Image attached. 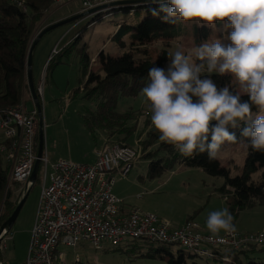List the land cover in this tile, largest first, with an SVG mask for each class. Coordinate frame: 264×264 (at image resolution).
<instances>
[{"label": "rangeland", "instance_id": "rangeland-1", "mask_svg": "<svg viewBox=\"0 0 264 264\" xmlns=\"http://www.w3.org/2000/svg\"><path fill=\"white\" fill-rule=\"evenodd\" d=\"M81 14V1L63 8L56 7L46 16L43 25L59 23ZM145 16V10L135 12V14L117 10L105 14L101 20L92 25L90 24L94 17H85L49 32L38 43L33 56L32 75L34 84L37 87L39 85L44 87L40 104L44 116L45 154L49 161L48 176L53 172L52 166L61 161L77 164L88 163L93 152L104 145L101 136L94 138L84 124V115L87 110L95 109L96 101L85 100L82 94L77 96L75 94L81 85L86 83L81 73L79 50L86 47V52L93 59L91 70L100 78H104L101 70L103 63L99 59L100 54L105 55L106 59L122 58L128 53L136 59L141 57L139 52L131 49L128 36L124 39L127 44L125 50L121 49L113 39L118 32V23L135 25L140 18ZM194 24H187L191 29L188 35L173 42L169 47H165L163 43L148 46L147 50L152 60L158 61L165 48L173 52L183 50L187 54L191 48L200 46L214 36L226 45L231 43L230 40L225 39L230 29L226 32L224 23L220 21L216 22L215 30L207 24L200 25L201 28L205 27L207 32L203 35L201 44L196 43L193 37ZM85 27L87 30H84ZM38 33L35 34L34 39ZM79 35L82 38L77 48L69 54L62 55L61 52ZM169 65L170 60L165 67V72ZM26 101L28 110H34L35 104L31 94L26 95ZM115 110L120 114L134 113L135 119L132 124L135 126V131L129 142L135 148L138 147L141 153V158L132 173L126 178L117 177V183L113 187V193L123 201L121 207L129 212L133 209H140L144 213L158 216L171 225H179L190 220L197 223L202 232L210 233L206 227L208 215L213 211L228 209L225 195L221 192L225 184L224 178L212 177L201 169L181 166L151 177L149 169L151 161L147 158L143 159L144 153L149 152L150 149L157 153L156 158H166L167 153L159 152L161 143L158 144L155 140L145 143V140L152 138L151 134L157 133L151 125L150 110L145 98L140 93L135 97L119 95ZM3 141V137L0 136V143ZM244 143L241 141L238 144L228 145L226 155L218 159L232 177L242 174L248 154ZM148 144L154 145L147 147ZM107 146L110 145L107 143ZM43 174L44 169L41 170L35 186L29 192L26 203L11 229L10 236L7 235L3 243L1 241L2 264H25L27 260L30 239L25 229L34 222L37 214ZM260 174L259 172L254 175V180H258ZM240 225L256 231L264 230V206L241 212L235 227L239 228ZM1 229L0 226V231ZM128 245H135L136 250L126 249ZM154 249L157 250V246L152 247L147 242L128 241L120 247L105 244L102 250H96L89 243H80L76 249L62 246L59 252L66 255L67 264H166L155 255ZM169 250L175 255L179 251L190 254L179 246H171ZM77 257H79L78 263L76 262ZM254 257L264 258V254L258 253ZM194 263L226 264L198 258H195Z\"/></svg>", "mask_w": 264, "mask_h": 264}, {"label": "trees", "instance_id": "trees-1", "mask_svg": "<svg viewBox=\"0 0 264 264\" xmlns=\"http://www.w3.org/2000/svg\"><path fill=\"white\" fill-rule=\"evenodd\" d=\"M164 6L170 7L167 2H164ZM54 9H56L55 0H0V109H10L20 105L25 94L30 92L27 65L31 43L37 31L43 26L46 16ZM119 10L130 12V14L141 10L146 11V16L140 18L135 25L118 23V32L113 39L121 49L125 50L127 44L124 39L128 36L131 49L139 52L141 57L136 59L128 53L122 58L106 59L105 55L100 54L99 59L103 63L101 70L104 73V78H100L91 70L93 59L86 52V47H83L79 51L81 73L86 79V83L82 84L75 94L76 96L82 94L85 100L96 101L95 109L87 110L84 115V124L94 138L104 135L107 138V143L111 146L135 147L129 142L135 131V126L132 124L135 119L134 113L120 114L116 112V100L119 95L137 96L149 82L151 68L157 67L165 70L170 60L169 50L165 48L158 61L154 62L148 53V46L163 43L165 47H169L173 42L186 37L191 29L183 22H165L163 17L166 13L161 11L160 3H149L132 9L126 7ZM153 12H157L159 15H153ZM99 20L101 17L94 18L90 25ZM86 28L84 30H87ZM206 32L205 27L193 25V37L196 43L201 44ZM81 38L82 36L79 35L61 54H69L74 48H77ZM202 78H211L218 88L229 87L233 95L238 92L230 75L220 76L216 73H205ZM35 88L37 91L36 85ZM240 99L241 102L251 104L250 97L246 94L241 95ZM251 107L253 112H258L255 105ZM215 123L213 121L212 125ZM247 126L246 123H243L235 129L229 127V131L237 138V144L241 141L249 143V140L242 135ZM151 136L152 138L145 140V143L155 140L158 144L161 143L159 152L167 153L166 158H156L157 153L150 149L149 152L144 153L143 159L147 158L151 161L149 166L151 177L181 166L201 169L212 177L224 178L225 184L221 188V192L225 195L228 210L234 217V224L241 212L254 209L257 206H264V152L247 148L248 154L242 174L232 177L229 171L222 167L221 162L218 159H210L207 152L197 151L193 156L185 157L172 145L159 142L158 132ZM209 142H211V136H209ZM153 145L148 144L147 147ZM259 172L261 173L260 177L258 180H254L253 176ZM9 178L10 166L6 161V156L0 152L1 227L11 218L22 198L21 193H18L20 185L10 186ZM10 233L11 231L8 235ZM147 243L152 247L157 246V250L154 249L155 255L166 264H196L194 260L197 257L192 254L179 251L175 255L169 250L171 247L169 245ZM126 249L134 251L136 246L128 245ZM258 253L264 254V248L250 247L238 252L225 251L221 252L220 259L214 262L223 263L222 259L229 258L230 264H264L263 257H254Z\"/></svg>", "mask_w": 264, "mask_h": 264}, {"label": "built area", "instance_id": "built-area-1", "mask_svg": "<svg viewBox=\"0 0 264 264\" xmlns=\"http://www.w3.org/2000/svg\"><path fill=\"white\" fill-rule=\"evenodd\" d=\"M77 1L82 2V13L105 7L90 16L96 18L119 10L116 4L149 0H55V5L63 8ZM43 94L44 87L39 85V99ZM39 123L38 109L28 110L24 99L14 108L0 109V136L4 139L0 152L10 166V186L20 185L18 193L22 197L33 189L30 179L38 160ZM140 158L141 153L135 147L110 145L96 152L93 164L61 161L52 166L53 172L48 176L49 161L44 152L39 172L44 169L40 204L25 264H67L66 255L59 248L76 249L80 243L102 250L105 244L120 247L128 241H146L179 246L205 261L220 259V253L225 251L264 248V231H235L219 239H209L212 234L203 233L193 221L174 229L158 216L140 209L124 212L123 201L113 194V187L117 177L126 178L132 173ZM222 262L230 264L231 260L224 258Z\"/></svg>", "mask_w": 264, "mask_h": 264}, {"label": "clouds", "instance_id": "clouds-1", "mask_svg": "<svg viewBox=\"0 0 264 264\" xmlns=\"http://www.w3.org/2000/svg\"><path fill=\"white\" fill-rule=\"evenodd\" d=\"M158 2L166 13L165 22L207 24L215 30L220 21L226 32L230 29L225 39L231 41L226 45L214 36L187 54L169 51L167 72L157 67L149 70V82L140 95L149 106L159 141L185 157L198 151L217 160L226 155L228 145L237 144L229 127L235 129L244 122L248 126L242 135L249 143L243 145L264 152V0H167L170 7L164 6L165 0ZM205 73L230 75L237 94L227 86L218 88L211 78H202ZM243 94L251 104L241 102ZM252 105L258 112L252 111ZM233 221L227 208L211 212L206 221L212 234L209 239L221 238L222 231L235 233Z\"/></svg>", "mask_w": 264, "mask_h": 264}, {"label": "water", "instance_id": "water-1", "mask_svg": "<svg viewBox=\"0 0 264 264\" xmlns=\"http://www.w3.org/2000/svg\"><path fill=\"white\" fill-rule=\"evenodd\" d=\"M146 2L148 3H159L158 0L157 2H154V0H149V1H138V2H131V3H119V4H116L115 6H119L120 8H126V7H129V8H133L134 5H143L145 4ZM165 2H167V0H165ZM105 7H101V8H98V9H95V10H92L88 13H82L81 15H77L75 17H72L70 19H67L65 21H62V22H59V23H56L54 25H51V26H48L46 27L45 29L41 30L40 29L37 31L38 35L37 37L32 41L31 43V47H30V51H29V57H28V65H27V70H28V80H29V87H30V93H31V96H32V99H33V102L35 104V107L38 109L39 111V115H40V123H39V128H40V139H39V149H38V160L34 166V170H33V173H32V176H31V179H30V182L32 183V186L34 187L37 180H38V175H39V172H40V168H41V158L45 152V131H44V118H43V112H42V108H41V104H40V99L37 95V92H36V88H35V85H34V81H33V75H32V67H33V56H34V52H35V49L38 45V43L40 42V40L45 36L47 35L49 32L61 27V26H64L66 24H69V23H72V22H75V21H78L82 18H85V17H90L92 16L93 14H95L96 12L98 11H101L103 10ZM36 33V34H37ZM29 192H31V189L29 191H27L23 197L21 198L15 212L13 213V215L11 216V218L8 220V222L3 225L1 231H0V244H1V240L2 238L7 235L12 227L14 226V224L16 223L19 215H20V212L24 206V204L26 203V200L28 198V195H29ZM0 264H2V260H1V254H0Z\"/></svg>", "mask_w": 264, "mask_h": 264}, {"label": "crops", "instance_id": "crops-1", "mask_svg": "<svg viewBox=\"0 0 264 264\" xmlns=\"http://www.w3.org/2000/svg\"><path fill=\"white\" fill-rule=\"evenodd\" d=\"M56 24V23H55ZM51 25H54V24H50V25H48V26H51ZM48 26H46L45 24L43 25V27H41L40 28V31L41 30H43V29H45V27H48ZM27 94H31L30 92H27L26 94H25V98H24V100L26 101V95ZM32 97V96H31ZM32 101H33V99H32ZM27 102V101H26ZM43 118H44V116H43ZM101 136V138L103 139V147H101V148H99V149H97L95 152H93V154L89 157V162L88 163H85V164H93L94 162H95V160H96V152L97 151H99L100 149H103V148H105L106 146H107V138H106V136H104V135H100ZM45 140H46V138H45ZM45 145H46V142H45ZM114 194V193H113ZM115 195V194H114ZM116 196V195H115ZM40 197H41V193H40ZM117 197V196H116ZM119 199V198H118ZM39 204H40V200H39V203H38V209H39ZM38 209H37V213H38ZM123 209V211L124 212H126V213H129V211H126L124 208H122ZM244 212V211H243ZM36 216H37V214H36ZM35 220H36V217H35ZM35 220H34V222L30 225V226H28V227H26V232H27V234H28V238L30 239V241H31V235H32V229H33V227H34V224H35ZM237 222H238V220H237ZM236 222V223H237ZM186 223V222H185ZM185 223H182V224H179V225H171L174 229H178V228H181V227H183L184 225H185ZM202 231V230H201ZM236 231H238V232H240V233H257V232H261V231H264V230H252V229H250V228H248V227H246V226H242V225H240L239 226V228H236ZM203 233H205V232H203ZM208 234H211V233H208ZM225 233L222 231L221 233H220V236H222V235H224ZM10 236V235H9ZM10 238V237H9ZM9 238H8V240H9ZM83 244H87V243H83Z\"/></svg>", "mask_w": 264, "mask_h": 264}, {"label": "flooded vegetation", "instance_id": "flooded-vegetation-1", "mask_svg": "<svg viewBox=\"0 0 264 264\" xmlns=\"http://www.w3.org/2000/svg\"><path fill=\"white\" fill-rule=\"evenodd\" d=\"M37 139H38V142H39V139H40V128L39 127L37 129Z\"/></svg>", "mask_w": 264, "mask_h": 264}, {"label": "bare ground", "instance_id": "bare-ground-1", "mask_svg": "<svg viewBox=\"0 0 264 264\" xmlns=\"http://www.w3.org/2000/svg\"><path fill=\"white\" fill-rule=\"evenodd\" d=\"M37 92V91H36Z\"/></svg>", "mask_w": 264, "mask_h": 264}]
</instances>
